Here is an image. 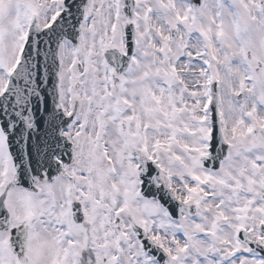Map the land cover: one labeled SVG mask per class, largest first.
Masks as SVG:
<instances>
[{"label": "snow or ice", "instance_id": "6c2138e0", "mask_svg": "<svg viewBox=\"0 0 264 264\" xmlns=\"http://www.w3.org/2000/svg\"><path fill=\"white\" fill-rule=\"evenodd\" d=\"M0 264H264V0H0Z\"/></svg>", "mask_w": 264, "mask_h": 264}]
</instances>
